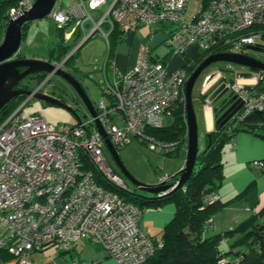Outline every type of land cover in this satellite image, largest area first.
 Returning <instances> with one entry per match:
<instances>
[{
    "label": "built area",
    "instance_id": "obj_1",
    "mask_svg": "<svg viewBox=\"0 0 264 264\" xmlns=\"http://www.w3.org/2000/svg\"><path fill=\"white\" fill-rule=\"evenodd\" d=\"M35 1L17 0L6 14L7 23L29 11ZM76 2L63 10L55 0L48 15L58 29H64L67 40L75 33L80 36L63 61L51 63L56 69H65V61L90 39L101 37L109 49L112 31L125 40L141 25L171 26L165 43L172 56L184 55L190 48L200 55L220 46L245 54L246 47L264 43V0ZM106 63L113 79L108 80L103 70L101 88L108 104L102 100L94 107L96 118L89 115L75 125L55 127L37 115L21 117L32 93L0 125V252L11 256L5 264H31V254L47 246L69 252L84 239L115 264H143L161 248L139 228L142 211L120 195L126 186L107 164L95 121L116 150L129 143L131 136L152 151L171 149L173 144H161L145 130L163 127L165 116L178 102L185 108L188 74L183 66L171 71L168 62L154 60L147 46L137 50L134 66L124 73L118 72L110 57ZM209 77L242 100L243 108L231 120L239 123L250 113L264 110V92L253 90L261 77L253 78L251 84L223 81L219 72ZM206 88L201 90L205 99L211 92ZM229 143L234 146L233 139ZM253 166L261 169L264 164ZM170 179L160 178L158 183ZM216 201L215 194L204 200L208 205ZM210 225L207 220L205 230ZM218 264L227 261L221 259Z\"/></svg>",
    "mask_w": 264,
    "mask_h": 264
},
{
    "label": "trees",
    "instance_id": "obj_2",
    "mask_svg": "<svg viewBox=\"0 0 264 264\" xmlns=\"http://www.w3.org/2000/svg\"><path fill=\"white\" fill-rule=\"evenodd\" d=\"M16 3L17 0L0 1V22H7L6 14L9 8ZM26 26L27 24L23 26L22 36ZM2 27L5 26L2 25ZM56 32L61 44H57L56 47L50 50L49 61L59 63L76 46L80 36L75 33L74 39L68 44L63 41L64 29H57ZM119 37L120 32L117 30L112 31L109 39L110 48H113L115 40L124 41L120 40ZM80 48L65 61L64 67L69 66ZM190 51L195 53V55H191ZM224 52H231V49L220 46L210 52H202L199 55L193 48H190L184 55H181L183 59L182 66L187 71V74L190 75L205 57ZM171 55L169 52L167 57L163 59L164 61H162L165 63L169 62ZM18 58L23 57L20 56ZM259 74L262 80L259 81L253 90L255 92H264V73ZM45 78L46 74L31 75L21 81L15 89L32 90ZM223 81H226L225 78ZM229 81L232 82L233 79H229ZM101 95L103 96L102 92ZM25 99V96H17L0 110V125L19 108ZM201 99L204 101L205 95H201ZM177 105H180L181 108L177 109ZM177 105L170 111V114L174 117L170 126L145 130V133L155 141L164 145L173 144L171 149L164 151L166 156L176 154L186 141L184 104L183 102H178ZM240 130L257 135L260 132H264V110L250 113L239 123L231 120L220 130L208 132L206 134V146L196 157L195 168L190 179L174 194L161 198L153 196L149 198V195H147V199H139L128 191L120 193L125 200L134 203L141 211L148 207L159 208L167 203H173L176 208L172 220L163 228L161 238L157 240L150 237L154 243H161V248L157 249L143 264H218L221 259H226L227 264H235L233 259L238 257L242 259L240 264H264V210L252 215L234 229L225 231L223 234H214L207 237L204 235L207 231L204 228L205 222L212 220L217 211L230 203H222L218 200L208 205L204 200L215 193L218 184L223 179L220 163L224 146ZM259 136L264 138V135ZM172 181L170 179L168 183ZM99 182L102 184L101 180ZM224 243H227L225 251L222 249ZM49 247L52 246L44 247L41 251ZM10 260L11 256L0 252V264H5Z\"/></svg>",
    "mask_w": 264,
    "mask_h": 264
},
{
    "label": "rangeland",
    "instance_id": "obj_3",
    "mask_svg": "<svg viewBox=\"0 0 264 264\" xmlns=\"http://www.w3.org/2000/svg\"><path fill=\"white\" fill-rule=\"evenodd\" d=\"M61 2L63 7H68L71 0H62ZM102 12L103 10H101V13ZM158 25L159 24L154 25L153 27H158ZM54 29L55 24L51 19H49V17L27 23L26 29L24 30V39L22 40L17 53L14 54L12 58L15 59L22 56L25 59H45L51 48L56 47L57 44H61L60 38ZM149 30V26L138 27L136 34L133 37L131 46H128L127 43L123 44V50L126 53V57L131 62L134 60V53L140 48V46H147L151 49L153 47H157L153 51V55H157L159 57H164L170 50L166 44H161V41L163 40L161 36L162 33H155V39L152 40L148 36ZM127 47L128 49L126 50ZM106 53L107 46L105 41L101 37L96 36L87 41L80 48V50L75 54L72 62L68 67H66V71L81 84L94 107H96L102 100L108 104V99L103 97L100 91V85L104 82L101 67L105 63ZM189 53L193 55L191 51ZM245 54L264 62V54L253 53L250 51H247ZM181 62L182 56H178L173 60L172 66L174 67L178 64L180 67ZM241 71L246 72L248 69L228 63H214L206 68L196 80L192 90L191 100L196 116L199 149H203L206 144L205 133L207 132V128L204 112L205 105L201 99V90L206 78L212 73L220 72L222 77L225 76L227 79H230ZM109 75L110 74H108V76ZM189 76L190 75L188 74V77ZM40 93L47 94L62 101L63 104L70 108V110L73 111L81 121H84L89 117L86 108L74 90L65 81L55 75H51L43 84L40 88ZM176 108L180 109L181 107L180 105H177ZM34 114L43 118L47 123L55 127L64 124L75 125L77 123L75 115L69 110L46 104L35 98H30L20 115L25 118ZM173 120L174 117L172 114L165 116L163 127L170 126ZM101 147L107 164L113 173L122 180L126 186V190L133 193L135 190L134 186L128 178L120 172L107 148L104 145ZM117 154L123 167L134 180L147 185H155L158 183L160 178L172 177L173 175L179 173V168L185 163L186 144L180 147L176 154L166 156L163 151H152L150 147H148L147 143L141 142L131 136L130 142L124 147L119 148L117 150ZM149 198H152V196L149 195ZM168 205L174 206L173 203H167V205L159 208L148 207L146 209H153L154 211L162 210ZM92 245L90 244L89 250L87 249L86 251V253L89 252L88 256H84L89 260L98 259V256H103V252L100 249H98L99 251L96 250L95 246L93 245L94 247H92ZM235 259L240 262L242 261L240 257L234 258L233 260Z\"/></svg>",
    "mask_w": 264,
    "mask_h": 264
},
{
    "label": "crops",
    "instance_id": "obj_4",
    "mask_svg": "<svg viewBox=\"0 0 264 264\" xmlns=\"http://www.w3.org/2000/svg\"><path fill=\"white\" fill-rule=\"evenodd\" d=\"M61 1L62 0H59V7L63 10H69L77 3L76 0H71V2L68 4V7H63ZM53 23L55 24L54 21ZM2 25H4L5 27H2ZM6 25H7L6 21L0 22V43L2 42L3 39L2 34L4 36ZM71 28L72 26L70 27V29ZM57 29L58 28L55 24L54 30ZM136 30L134 33L129 34L128 37L122 42L115 40L112 46L113 48H110L111 43L109 44L110 50L107 49L105 63L101 67L102 72L103 70H106V77L108 78V80L113 79L112 72L109 69L108 63H106L108 57H110L113 60L115 67L119 73H124L125 71L129 70L134 66L137 51L134 53L133 62H131L126 57V53L123 50V44L127 43L128 46H131L133 42V37L136 34ZM171 31H172L171 26L166 24H159L158 27L150 28L148 32L149 33L148 36L152 40H154L155 33H162L161 36L163 40L161 41V44H166L165 43L166 38L169 36ZM74 37L75 35L72 36V38L70 36V39L67 40L66 36L63 34V41L64 43L70 44L74 39ZM23 39H24V35L22 36V40ZM156 48L157 47H153L152 49L149 48L150 56L154 60L162 61L165 57H167L168 53L170 52L169 50L164 57H159L157 55H153L154 54L153 51ZM127 49L128 47L126 48V50ZM49 53L45 59H41V60L50 62ZM193 54L195 55V53ZM176 57L178 56L171 55L170 57L171 61L169 60L168 62L169 69L171 71L179 68L178 64H176L174 67L172 66V62ZM50 63H56V62H50ZM182 63H183V59L181 62V66ZM108 74L110 75L108 76ZM256 77L257 78L260 77L259 72L248 70L246 72L241 71L235 74V76L230 79L237 80L244 84H251L253 83L252 79L253 78L255 79ZM223 78H225L226 81H229V79H227L225 76H223ZM37 86H35L33 89L37 88ZM101 90L102 88L100 85V91ZM208 107L209 106L207 105L204 106V112L206 115V128H207L205 137L206 134L214 128V119L212 118V112H210ZM259 135H264V132H260L257 135L240 130L237 131L233 137L234 146H232L229 142L224 146L223 153L221 155V163H220L223 179L218 184V187L216 188L214 194L218 196V200H220V202L222 203L230 202V203L214 214L211 220V225L204 234L206 237L214 234H223L225 231L234 229L238 224L245 221L252 215L258 214L259 212L264 210V166H262L261 169L255 168L253 166V163L255 162H260L264 164V138H262ZM205 142H206V138H205ZM204 148L199 149V152L203 151ZM183 166L184 165H181L179 170H181ZM175 210H176L175 205L174 206L168 205L165 206L162 210H155V211L153 209L145 208L143 209L141 214L139 228L142 231L146 232L150 237L159 240L161 238L163 228L172 220ZM90 244L91 243L88 242V240L86 239L81 240L80 242L76 243L69 252H61L56 247H49L43 251H38L31 254L30 261L31 264H115L111 258L105 257L104 254H103L104 257L101 255V257L98 256V259H90V260L87 259V257L85 256H88L89 252L86 253V251L87 249L89 250ZM92 247L94 246L92 245ZM95 249L98 250L96 246ZM222 249L224 251L227 249V243H224Z\"/></svg>",
    "mask_w": 264,
    "mask_h": 264
},
{
    "label": "water",
    "instance_id": "obj_5",
    "mask_svg": "<svg viewBox=\"0 0 264 264\" xmlns=\"http://www.w3.org/2000/svg\"><path fill=\"white\" fill-rule=\"evenodd\" d=\"M54 3L55 0H36L29 11L24 12L22 15L17 16L14 19H10L7 23L3 40L0 43V110L15 97L25 96L27 98L34 93L33 98L46 104L69 110L75 115L77 123L80 122L79 117L76 116L70 108L66 107L62 101L47 94L35 92L38 87L43 85L46 78L33 90L15 89L21 81L31 75L46 74L48 76L53 74L65 81L74 90L86 108L87 113L92 118H96L94 106L89 100L85 90L65 69H56L47 61L12 58L20 47L23 26L29 22L38 21L48 17ZM246 50L253 53L264 54V43L248 46L246 47ZM214 63H228L246 68L250 71L264 73V62L254 57H250L247 54L231 52L209 55L195 68L188 77L185 86V119L187 127L185 163L179 173L171 177L173 181L170 183L162 182L156 183L155 185H147L134 180L123 167L118 157L117 150L109 141L100 122L98 120L95 121L96 127L103 138L104 146L111 154L120 172L128 178L134 186L135 190L133 194L139 199H147L145 195H150L155 198L172 195L180 190L190 179L195 168L196 157L199 153L196 116L191 100L192 90L196 80L202 72ZM209 76L206 78L203 86L207 87L205 91L210 90L211 92L208 98L204 100V104L209 106L208 109L212 112V118L214 119V128L211 131H216L223 128L234 117V115L243 108V102L236 94H231L224 84L215 87L217 81H212ZM136 192L143 194H137Z\"/></svg>",
    "mask_w": 264,
    "mask_h": 264
},
{
    "label": "clouds",
    "instance_id": "obj_6",
    "mask_svg": "<svg viewBox=\"0 0 264 264\" xmlns=\"http://www.w3.org/2000/svg\"><path fill=\"white\" fill-rule=\"evenodd\" d=\"M205 58H206V57H205ZM202 61H203V60H202ZM65 70H66V69H65ZM219 73H220V72H219ZM220 75H221V73H220ZM46 76H47V75H46ZM221 77H222V76H221ZM42 82H43V81H42ZM42 82H41V83H42ZM215 87H216V86H215ZM215 87H214V88H215ZM201 95H202V94H201ZM204 100H205V99H204Z\"/></svg>",
    "mask_w": 264,
    "mask_h": 264
},
{
    "label": "flooded vegetation",
    "instance_id": "obj_7",
    "mask_svg": "<svg viewBox=\"0 0 264 264\" xmlns=\"http://www.w3.org/2000/svg\"><path fill=\"white\" fill-rule=\"evenodd\" d=\"M137 194H143V193H140V192H136ZM147 196V195H146Z\"/></svg>",
    "mask_w": 264,
    "mask_h": 264
}]
</instances>
